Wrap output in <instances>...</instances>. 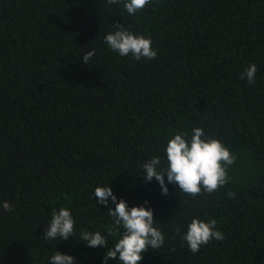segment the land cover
Wrapping results in <instances>:
<instances>
[{"label":"trees","instance_id":"trees-1","mask_svg":"<svg viewBox=\"0 0 264 264\" xmlns=\"http://www.w3.org/2000/svg\"><path fill=\"white\" fill-rule=\"evenodd\" d=\"M126 2L0 0V264H50L56 251L104 264L107 249L81 232H100L110 249L124 229L108 235L98 186L154 210L165 241L140 264H264V0H150L133 15ZM116 23L150 39L157 58L113 52L104 37ZM197 127L235 158L228 183L195 198L173 184L162 194L143 164L159 156L166 166L168 141ZM61 208L74 235L45 240ZM194 218L215 219L223 240L192 253L181 236Z\"/></svg>","mask_w":264,"mask_h":264},{"label":"clouds","instance_id":"clouds-1","mask_svg":"<svg viewBox=\"0 0 264 264\" xmlns=\"http://www.w3.org/2000/svg\"><path fill=\"white\" fill-rule=\"evenodd\" d=\"M107 4H116L119 0H106ZM150 0H127L124 4L129 15L141 11ZM115 31L104 37L105 43L121 57L131 54L137 61L143 59L154 60L157 51L152 47L150 39L137 36L124 28L123 24L113 25ZM95 50L87 52L83 56V63L87 64L94 56ZM257 66L252 64L245 69L241 78H247L249 84L255 82ZM202 128L192 130L191 139L187 140V133H178L168 141L166 147V166L161 167V158L153 156L143 164L144 179L151 182L153 178L159 183L162 194L169 192L168 184L178 186L180 191L195 198L202 193L212 194L228 183L227 171L224 165H232L235 158L217 139H202ZM167 176V182L165 180ZM97 204L107 207L109 215L114 221V228L108 230V235H119V228L124 229L122 237L108 248L105 236L100 232L82 231L80 240L90 248L103 246L107 249L104 256V264L109 260H119L121 264H140L143 254L149 249H159L165 241L164 234L154 227V210L144 206L129 208L123 199L117 201L111 186H98L95 189ZM229 197L235 193L229 191ZM147 203V201L145 202ZM111 205H115L113 209ZM2 207L7 212H12V205L5 201ZM217 221L203 222L192 219L187 226V231L181 236V240L187 242L192 253H198L202 245H207L211 240H223V234L216 230ZM45 230V240H69L74 235V220L69 209H53L52 218ZM176 234L180 228H176ZM50 264H75V258L71 255L56 251L51 257Z\"/></svg>","mask_w":264,"mask_h":264}]
</instances>
